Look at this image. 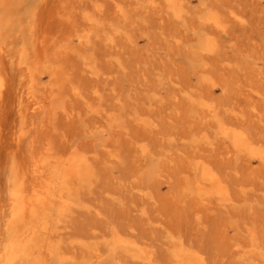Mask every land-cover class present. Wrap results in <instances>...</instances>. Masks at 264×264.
I'll return each instance as SVG.
<instances>
[{
    "label": "rangeland",
    "instance_id": "374dc122",
    "mask_svg": "<svg viewBox=\"0 0 264 264\" xmlns=\"http://www.w3.org/2000/svg\"><path fill=\"white\" fill-rule=\"evenodd\" d=\"M27 1H40L33 15L34 33L50 50L68 29L60 13L65 0ZM93 1L78 0V21L83 12H91ZM97 1L111 19L118 0ZM200 1L225 25L224 32L210 24L203 27L218 45L203 68L196 69L184 47L197 31L196 19L190 17L182 25L163 9L150 10L130 33L131 42L118 38L114 48H94L95 78L82 71L80 59L67 58L68 75L66 71L46 93L44 107L27 116L18 143L13 134L19 126V78L6 67L0 100L2 206L7 205L11 168L29 177L32 166L50 150L66 156L75 152L98 170L91 193L82 195L92 209L74 207L66 214L61 233L67 243L94 236L110 240L119 233L155 246L156 257L167 264L162 235L170 229L199 252L205 264H264V163L236 152L232 133L222 135L215 120L264 148V0H183L190 8L188 3L197 8ZM201 76L212 84L202 82ZM72 85L89 100L92 112L67 94ZM93 86L99 97L89 95ZM186 91L211 106L215 118L210 119L206 108L191 109ZM71 106L75 116L67 119ZM201 138L198 149L192 148V140ZM142 149L149 153L147 158L140 154ZM198 156L224 184L230 203L211 198L203 204L183 196L182 182L194 178L192 164ZM109 157L114 165L107 172L100 163ZM144 210L162 228H153ZM7 212V207L1 212L2 221ZM5 237L2 223L0 247ZM105 255L96 264H115L116 255ZM47 264L56 262L50 258Z\"/></svg>",
    "mask_w": 264,
    "mask_h": 264
},
{
    "label": "bare ground",
    "instance_id": "6f19581e",
    "mask_svg": "<svg viewBox=\"0 0 264 264\" xmlns=\"http://www.w3.org/2000/svg\"><path fill=\"white\" fill-rule=\"evenodd\" d=\"M39 3L40 1L30 3L27 0H0V100L6 67L9 66L19 78V126L13 134L17 143L25 135L27 116L30 112L42 109L47 98L46 93L50 94L57 87L66 71L68 75V65L64 64L67 58L80 59L82 71L89 78H95L98 71L95 68L94 48H114L118 38L131 42L130 33L134 32L150 10L163 9L182 25L190 17L196 19L197 31L192 33L191 44L184 45L191 51L188 52V60L196 63V69L205 66V59L216 52L218 46L213 34L203 30V27L210 24L221 32H224L225 27L214 11L201 1L197 8L188 3L190 8L183 0H136L133 5L118 0L113 8L114 16L109 19L102 14L100 3L94 0L91 12H83L81 21H78L75 15L79 6L78 0H65L60 13L68 24V29L61 36L62 39L49 50L45 40H39L34 33L33 15ZM44 78H47V83ZM208 79L210 78L201 76L202 82L212 84ZM89 89V95L100 96L95 86ZM67 94L80 99L85 111L92 112L89 100H85L76 85H72ZM177 96L174 93L172 98L176 99ZM184 96L191 109L195 106L206 108L210 119L215 118L213 108L206 105L203 99L188 91ZM69 109L65 113L67 119L75 116L73 107ZM215 120L222 135L232 133L231 139L236 152L243 153L259 164L264 163L263 147H254L239 131L219 119ZM204 139L192 140V148L198 149L199 141ZM140 154L146 158L149 155L146 149H142ZM108 159L100 163L107 172L114 165L113 157ZM37 163L29 171V177L18 167L11 168L6 202L8 212L4 221L1 212L6 207L0 203V224H4L6 233L5 244L0 247V264H47L50 258L56 264H96L105 254L116 255L115 264H164L156 257L155 246L144 240L131 241L130 237L119 233H115L110 240L103 236H94L75 238L67 243L61 233L66 214L74 207L77 210L92 209L82 195L91 193L98 169L87 157L70 151L66 156L51 153L50 150ZM192 174L193 179L187 176L182 182L183 196H193L203 204L209 203L211 198L219 204L230 203L226 187L199 156L192 164ZM142 215L152 222L153 228H162L160 221L151 220L146 210ZM162 239L165 241L163 246L168 251L167 264H205L201 254L192 246L184 245L179 237L172 235L170 229L166 230ZM261 250L263 249L258 248L257 251L262 253Z\"/></svg>",
    "mask_w": 264,
    "mask_h": 264
}]
</instances>
